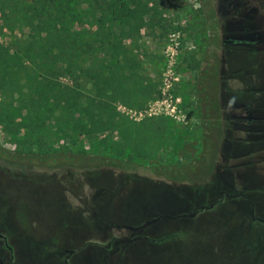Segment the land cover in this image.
<instances>
[{
    "label": "rangeland",
    "instance_id": "rangeland-1",
    "mask_svg": "<svg viewBox=\"0 0 264 264\" xmlns=\"http://www.w3.org/2000/svg\"><path fill=\"white\" fill-rule=\"evenodd\" d=\"M149 1L154 25L135 19L122 45L153 85V99L141 110L115 107L137 123L164 119L162 145L140 158L107 132L65 137L51 118L29 129L2 114L0 235L12 258L0 239V263L64 264L75 251L67 264H264V130L227 121L243 112L249 53L264 52V0L238 4L258 41L235 46L222 41L234 31L244 39L230 24L244 19H218L229 0ZM2 34L3 47L22 38ZM257 73L264 87V59ZM6 101L0 96L2 112ZM188 213L196 214L160 219L136 234L149 239L117 244L130 231L116 225Z\"/></svg>",
    "mask_w": 264,
    "mask_h": 264
},
{
    "label": "trees",
    "instance_id": "trees-1",
    "mask_svg": "<svg viewBox=\"0 0 264 264\" xmlns=\"http://www.w3.org/2000/svg\"><path fill=\"white\" fill-rule=\"evenodd\" d=\"M156 14L149 0H0V34L22 36L16 47L0 44V96L7 100L0 116L29 129L51 118L65 137L107 132L136 157H154L166 121L137 123L115 105L141 110L153 99L122 39L133 36L135 19L147 17L152 27Z\"/></svg>",
    "mask_w": 264,
    "mask_h": 264
},
{
    "label": "flooded vegetation",
    "instance_id": "flooded-vegetation-1",
    "mask_svg": "<svg viewBox=\"0 0 264 264\" xmlns=\"http://www.w3.org/2000/svg\"><path fill=\"white\" fill-rule=\"evenodd\" d=\"M242 0H229L225 5L220 7V10L218 12V19L219 21H224L228 16L235 15L239 16L241 19H244V22H238V21H232L230 24L234 26H239L240 29H243L242 36H245V38L237 37V35L241 34L239 31H234V36H229L227 39H224L222 41V44L225 46H235L237 44H246V45H252L256 44L258 41V37L254 36V39H250V34L247 32V29L245 28V22L247 20L246 14L242 13L238 9V4ZM262 58V59H261ZM264 59V52L263 51H255L249 53V60L245 63L246 66L244 68L245 74L249 77L250 82L246 85V90L244 93L245 97L243 98L244 103L242 104V111L243 112H236L229 116L227 118V121L231 122V126H233L236 129L241 128L242 126L246 128H250V131L255 130H264V100H259V97L264 95V87L260 84H257L254 80L257 77V69L260 66L261 61ZM253 78V79H252ZM118 228H124L130 231V235L127 237H124L123 239H117V244H125V243H132L136 239H149L146 236H137V232L132 235V231L130 229L131 226L128 225H120L117 226ZM137 227V226H136ZM143 230V229H142ZM140 231V230H139ZM0 239H3L5 242V246L10 251V257L11 250L10 247L7 246L6 237L1 236ZM129 239L128 241H125L123 243L120 242V240ZM111 247V243L108 242L107 245H105L106 249H109ZM75 251H69L67 256L64 259V264L66 262L69 255L73 254ZM11 258L9 260V264H12ZM2 264V263H0Z\"/></svg>",
    "mask_w": 264,
    "mask_h": 264
},
{
    "label": "water",
    "instance_id": "water-1",
    "mask_svg": "<svg viewBox=\"0 0 264 264\" xmlns=\"http://www.w3.org/2000/svg\"><path fill=\"white\" fill-rule=\"evenodd\" d=\"M196 213H188V214H184V215H179V216H168V215H163L161 217H157L155 219H151V220H148L146 222H144L143 224L137 226V227H130L131 231H132V235H134L135 232L139 231V230H142V229H145L146 227L156 223L157 221H159L160 219H175V218H179V217H188V218H192L195 216ZM261 222H264L262 220H260ZM1 237V235H0ZM129 239H124V240H120L121 243L125 242V241H128ZM66 264V262H65Z\"/></svg>",
    "mask_w": 264,
    "mask_h": 264
}]
</instances>
